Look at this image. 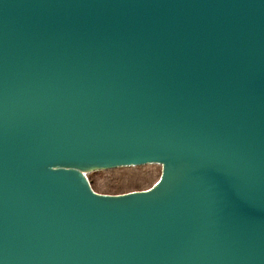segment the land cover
<instances>
[{
  "label": "water",
  "instance_id": "obj_1",
  "mask_svg": "<svg viewBox=\"0 0 264 264\" xmlns=\"http://www.w3.org/2000/svg\"><path fill=\"white\" fill-rule=\"evenodd\" d=\"M0 264H264V0H0Z\"/></svg>",
  "mask_w": 264,
  "mask_h": 264
},
{
  "label": "rangeland",
  "instance_id": "obj_2",
  "mask_svg": "<svg viewBox=\"0 0 264 264\" xmlns=\"http://www.w3.org/2000/svg\"><path fill=\"white\" fill-rule=\"evenodd\" d=\"M133 177L130 179L117 178L113 180V175L109 172L94 173L90 175V178L94 180V186L98 193L103 194L105 192V187L111 182H114L116 186H122L123 188H129L136 184L140 185V189L150 188L154 182L160 176L161 168L156 166H145L140 170H133ZM121 176H123L121 174Z\"/></svg>",
  "mask_w": 264,
  "mask_h": 264
},
{
  "label": "trees",
  "instance_id": "obj_3",
  "mask_svg": "<svg viewBox=\"0 0 264 264\" xmlns=\"http://www.w3.org/2000/svg\"><path fill=\"white\" fill-rule=\"evenodd\" d=\"M145 166H156V167H160L159 165H143V166H137V167L117 168V169L106 170V171H96V172H92V173L88 174L87 175V179H88V181H89V183L91 185L92 190L94 192L98 193L97 190H96V187L94 186V180H92L90 178V175H92L94 173H99V172L100 173L109 172L110 174L113 175V180L116 179L115 177H117V178H125V177H127V179H130V178L133 177V172H130V171L140 170V169H142ZM121 174L123 176H121ZM160 175H161V173H160ZM159 178H160V176H159ZM159 178L157 179V181L159 180ZM156 182H154V184ZM139 186L140 185L136 184V185H134L132 187H129V188H123L122 186H116L114 182H111L108 185H106L105 192L103 194L104 195H120V194H125V193H129V192H133V191H144V190H147V189H140ZM150 188H148V189H150ZM98 194H100V193H98Z\"/></svg>",
  "mask_w": 264,
  "mask_h": 264
}]
</instances>
